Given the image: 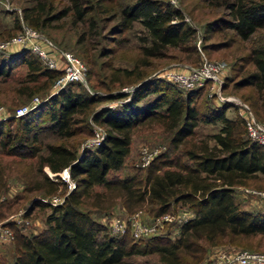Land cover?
<instances>
[{
    "label": "trees",
    "instance_id": "1",
    "mask_svg": "<svg viewBox=\"0 0 264 264\" xmlns=\"http://www.w3.org/2000/svg\"><path fill=\"white\" fill-rule=\"evenodd\" d=\"M104 1L65 0L54 10L36 0L23 9V18L35 28L45 26L47 19L69 17L80 28L74 47L88 65L86 74H95L103 66L108 69L99 82L104 89L123 85L132 89L107 94L106 99L120 100L96 108L94 103L103 96L75 88L82 82L70 80L48 92L28 112L9 117L16 121V130H11L7 120L0 121V152L12 157L21 190L50 196L59 188L63 196L55 204L43 198L31 201L30 208L49 207L44 226L30 233L13 227L12 255L7 264H200L206 247L217 242L264 247V208L241 207L233 188L256 173L264 176V142L248 137L241 114H224L233 106L231 102L200 110L196 97L205 85L178 89L167 80L146 77L149 59L165 55L170 48L176 49L180 58L197 59L196 53L200 55L206 46H196L195 29L177 7L164 0H125L116 8ZM207 1L221 5L224 14L205 22L202 37L224 29L233 32L235 37L216 45L233 44L229 67L236 78L232 85L249 87L241 98L254 117L264 122V0ZM134 23L140 26L141 34L139 55L132 66H114L109 59L98 61L99 56L112 52L102 45L96 47L105 38L102 30L110 28L121 34ZM14 59L0 53L1 77L8 74ZM21 59L27 65L29 81L36 83L38 77H45L40 84L43 88L61 72L45 65L30 49ZM42 114L46 115L45 126L56 133L58 141L40 145L38 129L42 124L38 121ZM216 120L220 121L218 128L208 135L212 143L200 138L186 145L188 161L163 150L145 165L108 175L122 167L133 128L155 123L168 133L167 141L175 147L189 141L197 121ZM93 123L103 128L93 146L79 149L78 139L67 140L77 133L92 134ZM30 158L33 163L24 161ZM63 168L73 182L70 188L58 174ZM4 183L0 179V191ZM95 185L103 189H92ZM115 203L128 214L146 204L144 210L152 217L181 203L191 214L179 223L173 237L166 231L134 237L129 232L111 233L107 224L92 215V208L107 211ZM147 254L156 257L136 258Z\"/></svg>",
    "mask_w": 264,
    "mask_h": 264
},
{
    "label": "rangeland",
    "instance_id": "2",
    "mask_svg": "<svg viewBox=\"0 0 264 264\" xmlns=\"http://www.w3.org/2000/svg\"><path fill=\"white\" fill-rule=\"evenodd\" d=\"M36 0H0V40L10 38L19 32L22 24H28L23 18L22 12L26 7H30ZM45 6L52 5L54 10H58L64 3L65 0H39ZM125 0H106L104 1L106 5L116 8L117 3ZM169 2L173 6L177 7L182 15L183 19L186 20L195 29V44L201 48V45L206 46V49H201V52L206 58L212 60H220L224 63V72L222 76V84L219 87L218 94H211L207 89V84L205 87L201 88L199 95L196 97V103L200 110L205 111L206 106H217L222 104L224 101L231 102L233 106H228L224 112L227 116H234L235 114H241V107L239 102H244L241 98V93L246 91L249 87H233V80L236 78V73L232 71L229 67L230 53L232 46H217L216 42L227 41L235 37L230 29H224L221 31H216L208 37L203 38L204 24L207 20L211 18L224 14L222 13L221 5H212L210 1L207 0H164ZM45 26L40 28H35L40 34L50 39L54 45L62 50H67L73 53L77 58H79L86 66H88L82 57L77 53L74 47V40L79 34L80 28H76L74 24L71 23L69 17L63 16L59 19L46 20ZM107 22V24H110ZM30 25V24H28ZM31 26V25H30ZM89 32V31H87ZM102 33L105 38L100 41L96 47L103 46L104 49L109 48L112 50L111 53L102 55L98 57V61L111 60L114 66H126L131 67L134 60L139 55L138 53V36L141 34L140 26L134 23L133 28L130 30H125L121 34L112 32V29H104ZM121 36L118 40H112ZM222 44V43H221ZM28 48L26 47H16L12 46L6 50H0L5 56H10L15 58L9 67V72L5 77L0 75V121L7 120L11 130L17 129L16 121L13 118L16 110L20 107L27 106L28 108L22 112L24 114L31 110L33 107L38 105L44 100L47 93L52 90V83L47 88H43L40 84L43 83L45 77H38V81L33 83L29 81L28 78V68L25 62L21 61L22 54L26 52ZM100 53V51H99ZM186 54L185 52L181 53ZM197 59L190 60L186 58H180L176 49L170 48L165 55L159 57L150 58V64L146 67L147 75L146 77H157L167 80L174 87L180 89L179 85L171 80H168L162 76H159V72L166 67H183L186 65H197L200 61V55L196 53ZM102 72L107 73L108 69L102 66L99 72L95 74H84V81L78 83L75 88L88 89L92 92H97L103 99L94 103L97 107L105 105H114L120 99H106L104 96L116 91H127L126 89L129 85H123L118 88H112L111 90L104 89L100 85ZM226 76V78H224ZM202 86V85H201ZM197 87V86H196ZM59 89V88H58ZM31 90H34L32 93ZM34 97H38L35 103L33 101ZM245 103V102H244ZM30 105V107H29ZM19 114V115H21ZM45 114L40 116L38 121L40 127L38 129V137L40 145L45 142L58 141L56 133L51 131L45 126L47 120L44 118ZM94 124L92 125V134L86 135L84 133H77L67 140L76 141L78 139L77 146L79 149L82 147H91L94 145L93 142L94 135ZM220 124L219 120L215 122H203L197 121L194 126V133L189 138L186 143V139L179 143L177 146L172 147L168 141V133L164 131L161 127L152 123L150 125H140L133 128L131 132V141L129 146V151L125 156L124 163L121 168L116 170H110L108 175H121L124 172L129 171L132 166L140 165L141 162V148L146 147L150 152V156L156 153L168 150L170 156H178L180 160L188 161L186 155L184 154V149L189 142H198L200 138H206L209 143H212V139L209 138V133L215 131ZM103 129L102 125L96 124ZM25 162L33 163L34 159H24ZM173 168V165L168 166ZM17 167L12 160V157L0 152V179L5 183V187L0 191V219L3 223L7 224L11 229L15 226L23 233H30L38 230L44 226L45 214L49 211L48 206L36 205L30 208L31 201L36 198H43L48 200L49 195H41L39 192L33 191L30 193H24L21 190V180L16 174ZM44 169L50 174V171L46 166ZM61 177V176H60ZM62 178V177H61ZM235 199L238 201L241 207L258 210L264 208V176L260 173H256L249 177L245 183L234 185ZM92 189H103L99 185H95ZM53 195L61 196V190L58 188ZM48 202V201H47ZM144 204L139 210L140 219L144 222L153 221L152 216H150L144 208ZM26 210H29L28 214H25ZM92 215L107 224L113 216L124 217L128 213L119 205L115 203L113 206L108 208L107 211H99L92 208ZM169 212V218L162 221L157 228V232H168L170 237H173L178 232V225L183 220L184 217L191 214L190 210L185 204L177 203L175 206L171 207ZM217 249H227V250H238V249H253L264 251V247H241L235 243H228L226 241L217 242L206 247L204 257L202 258L200 264H207L209 258L213 255ZM12 255V238L0 242V264L5 262L6 264L11 260ZM156 254H147L142 256H137L136 258H155Z\"/></svg>",
    "mask_w": 264,
    "mask_h": 264
},
{
    "label": "built area",
    "instance_id": "3",
    "mask_svg": "<svg viewBox=\"0 0 264 264\" xmlns=\"http://www.w3.org/2000/svg\"><path fill=\"white\" fill-rule=\"evenodd\" d=\"M12 46L26 47L36 53L48 67L60 69L61 72L54 79L50 93L56 91L67 81H84L85 79L86 67L79 58L70 51L57 48L50 39L40 34L28 24H22L19 32L14 36L0 40V50H6ZM224 68L225 66L222 61L208 59L200 51V61L197 65L166 67L159 72V76L185 88L201 86L206 83L209 93L218 94L219 87L222 84ZM131 89L132 87L129 86L126 90L129 91ZM37 100L38 97H34L30 105ZM239 103L246 134L255 141L264 142V122H260L254 117L246 103ZM27 108V106L20 107L14 114L19 115ZM93 131L95 136L92 141L96 143L101 138L102 129L100 130V127L94 124ZM141 154L140 165L147 164L151 157L154 156H150V152L146 147L141 148ZM58 174L67 181L68 188L73 186V182L68 176L67 168H63ZM62 199V195L56 196L52 194L48 200H44L55 204L61 202ZM139 212L140 210L138 209L124 217L113 216L108 222V230L114 234L129 232L134 237L146 236L156 233L159 224L169 218V212L166 211L154 216L153 221L144 222L140 219ZM12 236V229L0 219V242L7 241ZM207 264H264V251L253 249H217L211 258H209Z\"/></svg>",
    "mask_w": 264,
    "mask_h": 264
}]
</instances>
